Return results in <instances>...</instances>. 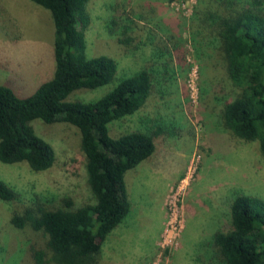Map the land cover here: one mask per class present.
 <instances>
[{"label":"trees","instance_id":"obj_1","mask_svg":"<svg viewBox=\"0 0 264 264\" xmlns=\"http://www.w3.org/2000/svg\"><path fill=\"white\" fill-rule=\"evenodd\" d=\"M29 1L50 13L54 71L28 96L0 85V163L48 171L56 151L34 122L70 125L79 135L87 196L83 203L67 194L24 202L0 179V202L12 206L8 222L28 243V264H97L104 242L131 210L127 173L168 136L161 116L114 135L110 125L141 111L154 93L166 102L175 82L185 89L189 47L201 63L211 57L204 50L215 49L211 68L223 77L220 88L235 91L222 102V124L235 138L255 142L264 159V0H197L187 19L163 12L182 0L110 3L105 30L121 55L149 48L150 61L130 73H121L109 55L88 56L92 0ZM156 14L158 24L146 27ZM103 87L108 91L96 99H71ZM228 208V223L209 241V257L216 264H264V200L237 193Z\"/></svg>","mask_w":264,"mask_h":264},{"label":"rangeland","instance_id":"obj_2","mask_svg":"<svg viewBox=\"0 0 264 264\" xmlns=\"http://www.w3.org/2000/svg\"><path fill=\"white\" fill-rule=\"evenodd\" d=\"M137 4L139 0H92L91 23L86 32L87 54L113 57L121 73L145 65L149 48L121 55L105 30L109 5ZM197 0L173 2L164 15L187 19ZM155 15L151 24L157 22ZM53 24L50 13L29 0H0V85L28 96L54 71ZM201 51V50H200ZM199 60L189 47L190 71L185 89L175 82L166 102L154 93L147 106L131 117L110 125L117 134L137 128L142 119L163 117L167 137L156 144L149 160L126 175L131 210L104 242L97 264H216L209 257L212 234L229 219V201L237 193L264 200V159L257 144L235 138L224 127L222 102L235 91L212 70L215 49ZM205 57V58H206ZM177 85V86H176ZM173 88V87H172ZM109 87L78 91L71 99L89 101ZM172 90V89H171ZM38 134L55 148V165L32 172L25 163H0V179L27 201H53L62 194L83 203L87 196L84 158L77 130L67 124L34 122ZM12 206L0 202V264H28L27 241L8 222Z\"/></svg>","mask_w":264,"mask_h":264}]
</instances>
